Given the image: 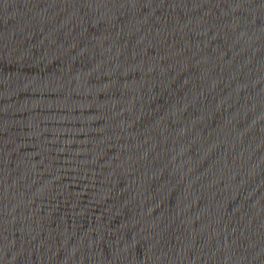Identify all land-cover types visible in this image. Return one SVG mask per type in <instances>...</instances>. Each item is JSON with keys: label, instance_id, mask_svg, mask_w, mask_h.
<instances>
[{"label": "water", "instance_id": "obj_1", "mask_svg": "<svg viewBox=\"0 0 264 264\" xmlns=\"http://www.w3.org/2000/svg\"><path fill=\"white\" fill-rule=\"evenodd\" d=\"M0 264H264V0H0Z\"/></svg>", "mask_w": 264, "mask_h": 264}]
</instances>
